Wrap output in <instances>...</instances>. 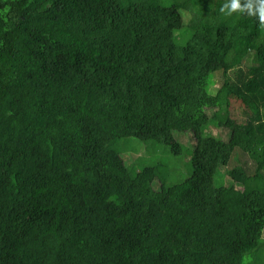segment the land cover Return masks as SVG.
<instances>
[{"label":"trees","instance_id":"16d2710c","mask_svg":"<svg viewBox=\"0 0 264 264\" xmlns=\"http://www.w3.org/2000/svg\"><path fill=\"white\" fill-rule=\"evenodd\" d=\"M226 2L0 0V264H264V24Z\"/></svg>","mask_w":264,"mask_h":264},{"label":"rangeland","instance_id":"374dc122","mask_svg":"<svg viewBox=\"0 0 264 264\" xmlns=\"http://www.w3.org/2000/svg\"><path fill=\"white\" fill-rule=\"evenodd\" d=\"M221 82V73H215L213 75L212 82L208 85L209 91L219 86ZM243 104V101L239 98H234L232 100L231 108L234 112V117L237 119L241 116L240 109L243 107ZM212 130L217 136L223 139H227L229 136V131L227 129L213 128ZM175 135L177 140L186 145L178 155L171 153L168 148H163L161 154L164 156V163L161 165V170L164 175L170 177L172 181L177 182L187 177L191 171L190 155L187 148H193L195 145V139L191 131L176 132ZM139 144L143 143L134 138H126L117 144V151L119 152V155L126 166H132L133 173L135 170H140L142 165L149 161L144 144L140 146ZM153 185L154 187H157L158 178L153 182Z\"/></svg>","mask_w":264,"mask_h":264},{"label":"clouds","instance_id":"9594fccd","mask_svg":"<svg viewBox=\"0 0 264 264\" xmlns=\"http://www.w3.org/2000/svg\"><path fill=\"white\" fill-rule=\"evenodd\" d=\"M231 14L234 11H246L248 15H256L259 21L264 24V0H247V2L241 5L240 0H227V2L221 7L220 11Z\"/></svg>","mask_w":264,"mask_h":264}]
</instances>
